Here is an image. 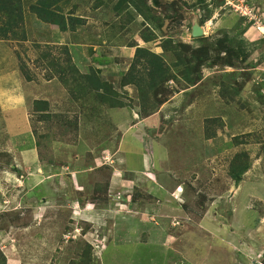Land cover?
<instances>
[{
	"label": "rangeland",
	"instance_id": "1",
	"mask_svg": "<svg viewBox=\"0 0 264 264\" xmlns=\"http://www.w3.org/2000/svg\"><path fill=\"white\" fill-rule=\"evenodd\" d=\"M19 1L25 26L0 40L7 264H264V0H127L119 12L120 0H45L66 16L60 29L34 10L42 0ZM195 22L204 36H193ZM179 43L208 49L211 63L196 85L175 65L177 53L192 55L169 50ZM138 48L169 64L166 83L152 87V58L136 56ZM74 65L98 71L126 106L111 108L98 90L81 87ZM143 152L160 153L163 164L155 153L157 163L142 169ZM247 161L238 184L231 170ZM116 168L159 175L176 188L177 203L161 205L134 179L110 189ZM89 201L98 211L81 216ZM158 206L167 215L175 206L171 224ZM205 217L211 234L195 229ZM162 219L197 235L171 245L155 225Z\"/></svg>",
	"mask_w": 264,
	"mask_h": 264
},
{
	"label": "trees",
	"instance_id": "2",
	"mask_svg": "<svg viewBox=\"0 0 264 264\" xmlns=\"http://www.w3.org/2000/svg\"><path fill=\"white\" fill-rule=\"evenodd\" d=\"M126 1L127 0L118 1L115 9L118 12L121 11L122 9L121 6H123L124 2ZM128 1L131 2L133 0H128ZM34 10L40 12L41 13L40 16H42V18H44L48 22H51L52 24H54L55 27H60V28L67 27L66 16L64 14L63 15L57 14L58 11L50 8L46 4L45 0L44 1L42 0L40 4H38V6H35ZM23 13H24V7L21 1L19 0H0V40L12 39L20 32V29H22L25 26ZM2 17H4V19H2ZM220 44H221V41H220ZM181 48H183L185 52H192V55L191 57L187 55L186 57H183V53H177V61L175 65L177 67L182 66L183 67L182 73L184 75L185 80L189 84L196 85L198 82L201 81L202 68L206 64L211 63V61L209 60L210 54L208 53V49L207 47L196 48L192 44L179 43L176 45L173 44L172 49H169V50L171 51L173 50L174 52L175 51L179 52V49L181 50ZM169 50L167 49L168 52ZM139 52L145 53L147 56L152 58L151 64H153V68L148 67L147 69L149 75H151V79H153L152 87L157 88L160 85V83L162 84L166 83L169 79L168 74H169L170 68H169V64L164 60V58L160 54L154 53L148 49L138 48V52L136 53V56L139 55ZM213 64L215 65L218 63L214 61ZM72 69L77 73L79 72L80 77L83 80V82L80 83V86L86 87L89 89L91 88V89L98 90V92H100L101 96L103 97V101L105 103H109L111 108L126 106L123 101L122 102L118 100L116 101V99L114 98L116 96L112 95V93H116L113 91L114 87H111L110 86L111 84L108 81L104 80L101 77V75L98 73V71L92 68L91 71H89L86 74H83V73H80L81 71L79 70V68H77L76 65L72 66ZM156 76L159 77V80L157 79ZM28 77L32 79L31 78L32 76L30 74H28ZM67 77L62 78L63 81L66 83H67ZM129 83H133V82L127 81V79L125 78L124 85H127ZM35 104L44 105V104H47V101L37 100ZM38 110L40 111L42 109H38ZM38 146H41V143L38 142ZM248 163L249 162L247 161L246 164H244L240 168V171H237L235 169L231 170V174L234 177L236 183L239 184L243 179V178L241 179L242 175L249 171L250 165ZM7 262H8L7 256L1 251L0 252V264H7Z\"/></svg>",
	"mask_w": 264,
	"mask_h": 264
},
{
	"label": "crops",
	"instance_id": "3",
	"mask_svg": "<svg viewBox=\"0 0 264 264\" xmlns=\"http://www.w3.org/2000/svg\"><path fill=\"white\" fill-rule=\"evenodd\" d=\"M32 19V23H37L38 22V19H40V18H38V17H36V19H34V17H31ZM41 19H43V18H41ZM40 19V20H41ZM24 21H26L25 20V17H24ZM29 22V21H28ZM40 22V21H39ZM58 29H60V27L58 28ZM54 34H55V32H57L58 33V31H56V29H54ZM62 32V31H61ZM60 34V33H59ZM62 35H63V37L65 36V32H62ZM86 59H87V57H85ZM80 62H81V64L83 65V62L81 61V59H80ZM84 64H85V62H84ZM115 111V110H114ZM152 119H153V117H147V118H143V119H141L140 120V123H139V125H138V128L139 129H141V127L142 128H144L143 127V123H149L150 121H152ZM149 136H151V133H149ZM154 143H157V142H154ZM157 147H158V145L157 144H155V148L157 149ZM106 153H108V152H106ZM144 153V152H143ZM154 153V155H153V157L151 156V159H149V155H147L146 153H144V156L146 157V162L145 163H143L142 164V169H144V165H146V166H149V168L150 167H152V164L151 163H153L154 161L156 162V157H155V153H156V156H157V152H153ZM160 154V153H159ZM159 154H158V156H157V158H158V161H159V163H160V160H159ZM96 160V159H95ZM157 163V162H156ZM97 164H98V162H97ZM160 164H163L162 162L160 163ZM99 165V164H98ZM122 165V161H120V163L118 164V167H120ZM119 173H122V174H119ZM132 180V179H134V182H139L138 183V186L143 190V192H145L146 194H149V195H151L152 197H154V198H159V203L161 204V205H168V203H170L171 201H173V202H175V203H177V201H174L175 199H173V198H175V196H174V194H177L176 192V188L174 189V187L172 188V185H165L164 183H162L161 181H159L160 180V178H159V175H157V174H142V175H139V176H133V177H129V176H125L124 174H123V170H121V168L120 169H118L117 170V168H116V171L114 172V174H113V176H112V179L109 181V183L111 184V186H110V189L112 188V189H114V191H115V189L117 190V189H119V188H121L122 187V184L123 183H125V182H127V180ZM165 183H167L166 181H165ZM119 187V188H118ZM111 194V193H110ZM165 203H164V202ZM83 205V206H82ZM160 206H158L157 208H159ZM170 208V214H165V213H163L162 211H163V208H165L164 206L163 207H160V213H162V216L165 218V219H168L169 220V222L166 220V222H164V220L165 219H162L160 222H156L155 223V225L156 226H159V227H161L162 228V230H167V232H168V236H167V239L169 240V241H171L170 242V244L171 245H175V244H177L178 243V240L180 241V242H187V240L188 241H191V239H192V236H196L197 234H194V230L196 229V228H198L199 230H202L203 232H206L207 234H211L212 232L210 231V228L207 226V224H209V223H205V220H209L208 219V217H205L203 220H202V224L201 225H198V226H196L195 227V229L193 230V227H187V225H183V224H181V227H176V226H172V225H170L171 226V228H166L167 226V222L169 223V224H171V222H172V219L174 218V217H176V214L175 213H173V207H175V206H169ZM237 207V206H236ZM79 209V211L81 212V216H86V214H88L89 213V211L90 212H92V213H95V211H98V209L96 208V205H95V203H93V202H87V203H82V204H80V206L78 207ZM110 208V207H109ZM107 209L106 211H109L110 209ZM113 209V208H112ZM146 210H148V209H146ZM150 210V209H149ZM241 207H237V209H236V211L238 212V213H240L241 212ZM111 211V210H110ZM214 214L216 215L217 213L216 212H214ZM155 215V214H154ZM91 216H92V214H91ZM217 216V215H216ZM87 217V216H86ZM143 220V222H145L146 221V223L148 222V220H146V219H142ZM204 222V223H203ZM216 222H212V224H215ZM162 224V225H161ZM217 224V223H216ZM218 225V224H217ZM183 226H186L185 227V229H183L184 227ZM172 229H174V230H176L177 232H176V235H178V232H180L181 233V235H178V236H175V235H172V232H170V230H172ZM209 231V232H208ZM187 233H189V234H187ZM166 243H168V241L166 242Z\"/></svg>",
	"mask_w": 264,
	"mask_h": 264
},
{
	"label": "water",
	"instance_id": "4",
	"mask_svg": "<svg viewBox=\"0 0 264 264\" xmlns=\"http://www.w3.org/2000/svg\"><path fill=\"white\" fill-rule=\"evenodd\" d=\"M205 35L204 27L201 26L199 23L195 22L193 26V36L195 38H199Z\"/></svg>",
	"mask_w": 264,
	"mask_h": 264
}]
</instances>
